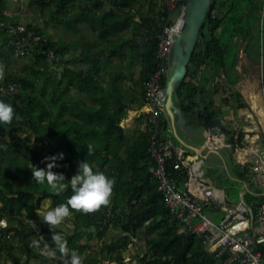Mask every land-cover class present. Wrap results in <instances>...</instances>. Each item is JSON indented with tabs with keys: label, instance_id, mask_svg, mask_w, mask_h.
Wrapping results in <instances>:
<instances>
[{
	"label": "trees",
	"instance_id": "obj_1",
	"mask_svg": "<svg viewBox=\"0 0 264 264\" xmlns=\"http://www.w3.org/2000/svg\"><path fill=\"white\" fill-rule=\"evenodd\" d=\"M145 3H150L147 12H143ZM262 4L263 0L211 1L188 74L176 91L184 114L203 108L199 95L212 78L208 72L213 76L221 69L227 82L237 85L241 79L237 69L241 47L249 60L260 62L256 24L261 22ZM41 6L55 8L54 14L64 20V27L75 33H79L80 24H87L98 42L56 43L45 31L26 24L29 31L47 41L41 40L33 47L30 62L21 70H8L0 85H21L17 95L5 99L14 106V119L0 125V135L16 134L12 140L0 143V218L8 222L6 228H0V252L12 264H32V257L41 253L44 264H63L59 252L54 262L43 250L48 241L42 236L49 238L59 232L69 248L79 250L84 264H222V259L207 251L201 236L182 230L166 207L154 177L156 165L149 151L148 124L132 133L121 126L132 108H143L144 82L157 70L162 8L153 14L156 3L152 0H41ZM0 21L13 23L4 16ZM3 42L9 56H15L9 38ZM72 47L79 50L75 62L82 67L65 66L60 79L53 80L47 53L56 54L60 61L53 63L59 66ZM233 47L236 52L230 56ZM2 51L0 63L8 69L11 57L2 55ZM66 64L70 61L66 60ZM136 66H140L138 77ZM163 86L166 87V77ZM72 89L78 93H70ZM236 95L241 97L238 92ZM245 107L243 103L239 105ZM19 120L22 131L27 133L25 138L17 132ZM59 152L65 157L59 162L62 166L53 170L64 173L66 180L83 159L116 177L111 203L88 213L73 209L68 234L57 225L50 227L39 212L45 200H51L52 207L67 202L72 194L70 184L64 191L54 193L32 180L34 165L46 167L44 158ZM169 170L174 173L171 164ZM261 204H255L254 210ZM111 228L121 235L108 242ZM33 239L40 243L35 244ZM94 241L101 242L97 252ZM139 242L145 245V253L129 255L127 260V252ZM257 249L264 253V243Z\"/></svg>",
	"mask_w": 264,
	"mask_h": 264
},
{
	"label": "built area",
	"instance_id": "obj_2",
	"mask_svg": "<svg viewBox=\"0 0 264 264\" xmlns=\"http://www.w3.org/2000/svg\"><path fill=\"white\" fill-rule=\"evenodd\" d=\"M184 9V0H164L160 19L163 30L159 35L156 54L159 62L157 70L144 82L142 112L151 131L149 151L156 165L154 177L158 191L182 230L201 236L207 251L222 259V264H264V253L257 249L264 243V203L258 210L245 202L236 206L225 205L215 189L207 185L201 160L178 150L170 137L161 134L166 101L163 80L167 76L173 37L180 31ZM259 13L262 51L264 0ZM177 26L180 27L176 29ZM3 30L10 34L9 46L15 56L29 57L38 42L47 41L46 37L29 31L26 24L21 22L10 27L0 21V31ZM46 58L49 62L59 61L53 51H49ZM20 90L19 83L1 86L0 99H9ZM234 139L237 141L238 136H234ZM169 164L172 165L174 173L170 172ZM242 166L246 171L256 174V178L264 185V164L261 160H250ZM208 211H221L223 216L220 221H216L207 215ZM0 221L4 222L0 223V228L8 226L5 218H0Z\"/></svg>",
	"mask_w": 264,
	"mask_h": 264
},
{
	"label": "crops",
	"instance_id": "obj_3",
	"mask_svg": "<svg viewBox=\"0 0 264 264\" xmlns=\"http://www.w3.org/2000/svg\"><path fill=\"white\" fill-rule=\"evenodd\" d=\"M163 2L164 0H158L157 12L160 11ZM137 16L136 20L139 19L138 14ZM259 52H262L261 46ZM262 55L260 62H264V48ZM239 58L237 69L241 73V79L235 86V92L241 94L245 108L232 110L234 99L239 100L237 95L229 104L228 101L222 100L224 95L212 92L210 96L203 93L199 95V98L204 100H201L203 108L197 109L195 113L185 114L186 126L179 127L173 124L164 113L163 121L164 125L167 123L168 130L165 131L164 128L163 130L166 132L165 136L172 139L178 150L201 160L207 185L215 189L225 205L236 206L245 202L248 206H254L259 202L264 203V185L256 178V174L246 171L242 165L254 159H259L264 164V78H260L258 72L250 73L251 68H259L260 62L249 60L244 47L240 49ZM221 75L225 77L223 72ZM211 101L212 105L208 106ZM198 112L220 118L226 127L227 132H223L225 138L220 141L208 139L206 132L196 131L201 123L196 116ZM144 115L142 107L136 106L128 112L121 126L127 133H132L138 128L144 129L147 125ZM241 116L245 117L243 125L238 123ZM236 135H240L242 139L236 141L234 139ZM220 212H216L217 214L214 212V215L217 216ZM219 216L221 219L223 212Z\"/></svg>",
	"mask_w": 264,
	"mask_h": 264
},
{
	"label": "rangeland",
	"instance_id": "obj_4",
	"mask_svg": "<svg viewBox=\"0 0 264 264\" xmlns=\"http://www.w3.org/2000/svg\"><path fill=\"white\" fill-rule=\"evenodd\" d=\"M154 3H156V6L152 9V13H156L157 9L159 8V3L158 0H152ZM150 3H145L143 6V11L147 12L150 9ZM139 7V5L135 6L134 11H136V9ZM162 8V7H161ZM54 11H56L55 8L51 7H46L43 8L41 6V0H3L0 3V19L1 16L7 17L10 20L13 21V23L11 25H9L10 27L14 26V23H18L21 22L23 24H27V25H31L32 27L35 28H39L43 31H45L47 33V36L51 38L52 41L58 43V42H65V43H70V42H75V41H81V42H86L89 41L90 43L93 42H98V39L95 35H92L90 29H88V25L84 24V25H79V33H75L73 32L71 29L69 28H65L64 27V20H60L56 14H54ZM214 14H217V11H214ZM138 18V16H136ZM68 20V19H67ZM257 26H259V32H260V26H261V22L258 23L257 21ZM128 33H130V31H128ZM4 38H9L10 40V34L4 33V32H0V51H2V55H8V57L10 58L11 56H9L8 53V49L6 47L3 46V40ZM260 47V45H258ZM3 47V49H2ZM264 48V46H263ZM235 54V47H233V50H231L230 52V56H233ZM263 53V49L261 52V55ZM79 54V51L76 50L74 47H72L69 51V54H67L65 56L66 60L70 61V64H66V60H64V62H61L59 66H55V64L53 62H50V66H52L54 72H50L52 74V79L57 81L60 79L61 77V73L62 70L65 68V66L67 67H74L75 69H80L82 66L77 64L75 62V58L77 57V55ZM259 54V56H261ZM263 58V55H262ZM31 57H21V56H13L10 59V63L8 64V69L6 67H4V72L3 75L0 76V85L3 84L5 82V79L7 78V74H8V70L9 71H13V70H21L23 68V66L25 64H27L28 62H30ZM60 61V60H59ZM264 62H260L259 64V68L257 69H252L249 70L250 73L253 72V74H255L256 72H258V75L260 78H264ZM140 71V66H136L135 67V73H136V77H138ZM209 73V78H211L209 83L204 84V93L205 95H210L213 91V93H218L221 95H224V98L222 99L223 101L226 100L228 101L227 103L230 104V101L235 97L236 95V88L235 86H231L227 80L225 79V77H222V70L219 69L218 73L214 74L213 76H211V72ZM54 77V78H53ZM196 80H198V78H196ZM74 92V93H73ZM70 93L72 94H76L78 93L77 90L72 89L70 91ZM211 96V95H210ZM234 105L232 107V110L234 108V110L239 109V105L243 103V100L241 99V97H239V100L236 101L234 99ZM230 106V105H229ZM245 118V117H243ZM242 116L239 120L238 123H240V125L245 124L244 120H243ZM246 122V121H245ZM247 123V122H246ZM17 132L18 134H20V136L22 138L27 137V133H24L22 131V123L21 120H19L17 122ZM164 126L162 127V131L161 134L164 136L166 134V132H164L163 130ZM16 135V134H15ZM15 135H10V134H4V135H0V143L2 141H9L12 140L14 138ZM241 140V136H238V141ZM239 144V143H238ZM49 208H52V202L51 200H45L42 204L41 210H40V214L43 216V213L48 210ZM216 212H220V211H216ZM215 212V214H217ZM221 213V212H220ZM220 213H218L220 215ZM207 215L210 216L213 219H217L218 221H220L219 219V215L215 216L213 212L208 211ZM70 215L65 217V219L58 224L56 227L57 229L62 230V232L64 234H68L70 232V230H72V225H71V221H70ZM63 237V234H61ZM121 232L119 230L113 229L111 228L108 236L106 238V240L108 242L112 241L113 239H117L118 237H120ZM43 239H45V241H48V243H52V236H50L49 238H46L44 236H42ZM33 241H35V239H33ZM100 243L99 241H94L92 242V245L95 248V251H99V247H100ZM146 251L145 245L141 242H139V244H136L135 246H133L130 251L127 252V260H129V255H137L138 253L140 255H143ZM129 253V254H128ZM40 255H44L43 253L39 254V256H33L31 263L32 264H44L45 259L43 257H41ZM48 259L54 260V256L52 255H48L47 256ZM98 259L101 258V255L97 254ZM57 259V258H55ZM55 262V260H54ZM0 264H12L11 262H9L6 258V256L0 252ZM104 264H107V261L104 262ZM131 264V263H130ZM132 264H138L136 261L133 262Z\"/></svg>",
	"mask_w": 264,
	"mask_h": 264
},
{
	"label": "clouds",
	"instance_id": "obj_5",
	"mask_svg": "<svg viewBox=\"0 0 264 264\" xmlns=\"http://www.w3.org/2000/svg\"><path fill=\"white\" fill-rule=\"evenodd\" d=\"M4 64L0 63V76L3 75ZM15 116L14 106L0 99V125L12 122ZM65 154L59 152L46 156V167L34 165L33 177L36 183L46 185L54 193L64 191L70 184L72 194L67 202L59 203L55 207L49 208L43 213L42 220L50 227L60 224L65 217L69 216L73 209L88 213L107 206L111 203L113 188L116 177L110 176L103 170L94 168L89 159L78 162L77 171L66 180L65 174L56 172L53 169L61 167L59 163L63 161ZM0 223H4L0 221ZM53 244L44 243L43 250L49 255L55 256L57 252L61 254L63 264H84V259L78 249L69 248L68 241L62 238L59 232H53ZM39 244V241H35Z\"/></svg>",
	"mask_w": 264,
	"mask_h": 264
},
{
	"label": "water",
	"instance_id": "obj_6",
	"mask_svg": "<svg viewBox=\"0 0 264 264\" xmlns=\"http://www.w3.org/2000/svg\"><path fill=\"white\" fill-rule=\"evenodd\" d=\"M211 1L184 0L185 9L181 18L180 31L173 37L166 76L165 115L179 127L186 126L187 118L181 109L180 99L176 91L182 86L188 74V66L196 48L200 31L207 18ZM196 116L201 120L196 131L206 132L208 139L220 141L225 138L223 132L227 131L220 118H213L210 114L200 112ZM164 130H168L167 123L164 125Z\"/></svg>",
	"mask_w": 264,
	"mask_h": 264
},
{
	"label": "bare ground",
	"instance_id": "obj_7",
	"mask_svg": "<svg viewBox=\"0 0 264 264\" xmlns=\"http://www.w3.org/2000/svg\"><path fill=\"white\" fill-rule=\"evenodd\" d=\"M180 26H177L176 29H178Z\"/></svg>",
	"mask_w": 264,
	"mask_h": 264
},
{
	"label": "flooded vegetation",
	"instance_id": "obj_8",
	"mask_svg": "<svg viewBox=\"0 0 264 264\" xmlns=\"http://www.w3.org/2000/svg\"><path fill=\"white\" fill-rule=\"evenodd\" d=\"M203 113V112H202ZM205 114V113H204ZM206 114H208V113H206Z\"/></svg>",
	"mask_w": 264,
	"mask_h": 264
}]
</instances>
